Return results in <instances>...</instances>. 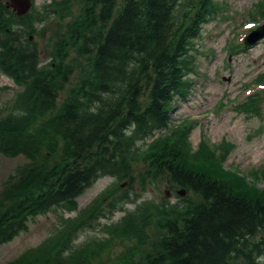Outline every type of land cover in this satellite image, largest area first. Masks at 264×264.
Wrapping results in <instances>:
<instances>
[{"label":"trees","instance_id":"obj_1","mask_svg":"<svg viewBox=\"0 0 264 264\" xmlns=\"http://www.w3.org/2000/svg\"><path fill=\"white\" fill-rule=\"evenodd\" d=\"M118 6V0H93L97 17L92 25H100L99 37L93 34L84 42L86 51L94 54L92 74L72 87L61 103L59 92L73 69L62 70L60 77L39 70L37 53L15 43L7 48L9 55L3 52L0 58L19 79L30 78L19 94L25 99L17 101L18 116L0 119V152L25 153L33 160L44 152L45 158L58 161L35 167L33 182L44 176L38 195L28 193L0 217V243L27 229L30 218L55 204L74 207L77 195L102 173L129 170L134 139L167 125L169 103L184 92V73L193 65L191 39L198 28L193 20L175 29L181 0H123ZM34 111H40L39 118ZM38 119V131L48 134L25 139L26 145L16 143L20 135L13 131L23 122L34 126ZM128 128L133 137L126 147ZM164 161L157 160L160 166ZM168 168L179 170L172 164ZM179 175L200 202L181 217L164 219L158 246L138 264H233L249 239L264 231V189L239 179L228 186L192 173ZM141 241L145 243V237Z\"/></svg>","mask_w":264,"mask_h":264},{"label":"rangeland","instance_id":"obj_2","mask_svg":"<svg viewBox=\"0 0 264 264\" xmlns=\"http://www.w3.org/2000/svg\"><path fill=\"white\" fill-rule=\"evenodd\" d=\"M34 1L31 23L36 28L40 21L43 25L38 32L30 34L38 40L41 56L47 63L49 57L57 59L58 41L68 38L70 27L80 14V6L76 0L71 6L69 2L64 3L60 7L61 17L45 20L46 13L41 11L49 0ZM216 1L224 5L225 14L219 13L203 25L201 35L194 41V73L189 75L191 87L186 98L172 106V127L139 142L135 164L146 171L145 157L150 147L158 140L175 139L181 129H190L191 152L199 148L198 155L213 150L216 160L217 156H223V160L218 161L220 164L250 173L264 187V39L236 52L227 50L231 41L229 47L236 46L245 37L249 21H256L255 26L263 23L264 0ZM260 8L262 11L250 17L251 11ZM13 20L19 23L14 17ZM74 49L71 47L67 52V62L75 64L77 70L72 80L87 68L89 61L88 56ZM19 90V86L0 72V115L14 110ZM257 101L261 104L262 118H249L235 112L237 105ZM208 141L216 144L210 147ZM190 157L195 159L194 153ZM44 160L39 159V163ZM52 162L53 159L45 161L48 166ZM29 164L30 160L24 155L0 154V211L18 199L15 192L32 171ZM177 190L178 187L166 180L148 183L139 176L129 181L122 174L118 178L100 177L79 195L76 207L54 206L31 218L26 230L0 243V264H23L26 259L28 264H93L90 258L97 254L102 259L94 264H126L130 250L135 251L133 255H139V248L141 252L150 251L158 244L161 233L156 226L149 227L146 231L149 236L145 238L149 245L146 246V242L136 238L128 240L134 228L120 221L129 213L150 219L169 200L178 201ZM253 240L256 248L247 257L253 258L255 264H264V231ZM144 256L145 253L141 255ZM116 258L122 262H117ZM245 258L235 259L233 264H248Z\"/></svg>","mask_w":264,"mask_h":264},{"label":"water","instance_id":"obj_3","mask_svg":"<svg viewBox=\"0 0 264 264\" xmlns=\"http://www.w3.org/2000/svg\"><path fill=\"white\" fill-rule=\"evenodd\" d=\"M30 4V0H14V6L20 14L26 12Z\"/></svg>","mask_w":264,"mask_h":264}]
</instances>
